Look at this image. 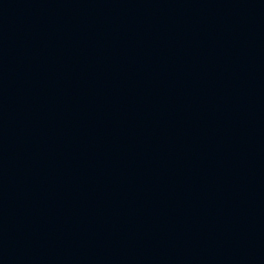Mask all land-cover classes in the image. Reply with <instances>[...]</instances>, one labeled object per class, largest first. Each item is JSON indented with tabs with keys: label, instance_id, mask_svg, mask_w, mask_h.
Returning a JSON list of instances; mask_svg holds the SVG:
<instances>
[{
	"label": "water",
	"instance_id": "water-1",
	"mask_svg": "<svg viewBox=\"0 0 264 264\" xmlns=\"http://www.w3.org/2000/svg\"><path fill=\"white\" fill-rule=\"evenodd\" d=\"M0 264H264V0H0Z\"/></svg>",
	"mask_w": 264,
	"mask_h": 264
}]
</instances>
